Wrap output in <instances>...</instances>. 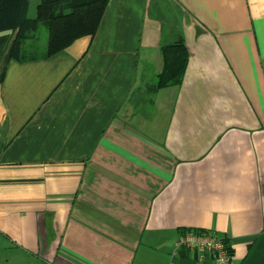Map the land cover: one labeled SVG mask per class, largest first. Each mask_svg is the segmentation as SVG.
I'll list each match as a JSON object with an SVG mask.
<instances>
[{
  "label": "crops",
  "instance_id": "crops-1",
  "mask_svg": "<svg viewBox=\"0 0 264 264\" xmlns=\"http://www.w3.org/2000/svg\"><path fill=\"white\" fill-rule=\"evenodd\" d=\"M15 35L0 31V264H195L174 253L188 228L264 264V0H108L93 36L27 60ZM179 38L181 85L151 92Z\"/></svg>",
  "mask_w": 264,
  "mask_h": 264
},
{
  "label": "trees",
  "instance_id": "trees-1",
  "mask_svg": "<svg viewBox=\"0 0 264 264\" xmlns=\"http://www.w3.org/2000/svg\"><path fill=\"white\" fill-rule=\"evenodd\" d=\"M108 0H40L36 17L26 15L29 0H0V31L16 30L11 57L27 60L31 54L28 40L43 23L47 30L45 54L50 55L70 45L75 39L90 35L97 30ZM162 71L156 84L150 89L180 86L187 67L189 54L182 38L161 47Z\"/></svg>",
  "mask_w": 264,
  "mask_h": 264
},
{
  "label": "built area",
  "instance_id": "built-area-1",
  "mask_svg": "<svg viewBox=\"0 0 264 264\" xmlns=\"http://www.w3.org/2000/svg\"><path fill=\"white\" fill-rule=\"evenodd\" d=\"M185 250L195 264H233L231 248L225 239L215 231L208 229L188 228L183 230L174 247V253Z\"/></svg>",
  "mask_w": 264,
  "mask_h": 264
},
{
  "label": "rangeland",
  "instance_id": "rangeland-1",
  "mask_svg": "<svg viewBox=\"0 0 264 264\" xmlns=\"http://www.w3.org/2000/svg\"><path fill=\"white\" fill-rule=\"evenodd\" d=\"M30 4H31V11L33 13L35 6L37 4V0H31ZM34 36H37L38 38L35 37V38H30L28 40V45H29L28 51L34 55L42 54L43 52H45L46 49V42H47L46 26L40 24L39 29L38 31H36Z\"/></svg>",
  "mask_w": 264,
  "mask_h": 264
}]
</instances>
